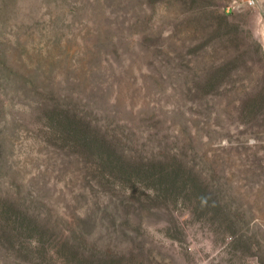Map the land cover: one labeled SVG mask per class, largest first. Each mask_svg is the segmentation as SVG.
<instances>
[{
    "label": "rangeland",
    "instance_id": "obj_1",
    "mask_svg": "<svg viewBox=\"0 0 264 264\" xmlns=\"http://www.w3.org/2000/svg\"><path fill=\"white\" fill-rule=\"evenodd\" d=\"M67 108L188 177L82 176ZM0 199L45 229L0 264H264V0H0Z\"/></svg>",
    "mask_w": 264,
    "mask_h": 264
},
{
    "label": "trees",
    "instance_id": "obj_2",
    "mask_svg": "<svg viewBox=\"0 0 264 264\" xmlns=\"http://www.w3.org/2000/svg\"><path fill=\"white\" fill-rule=\"evenodd\" d=\"M68 109V108H67ZM70 110V109H68ZM65 109L53 110L48 119V129L61 147L68 153L69 161L79 166L84 177H95L106 183L107 178H126L130 181H141L152 185V194L159 196L160 188L166 187L173 192L179 178H187L189 168L182 163L179 152L168 153L172 163L164 162L160 152L152 154L132 153L128 144H122L119 134L107 129L97 119L85 117L79 111ZM75 115H74V114ZM76 166V167H77ZM188 184L186 180L182 185ZM165 189V188H164ZM0 232L4 234L3 245L10 248L21 247L28 255L35 258L45 254V229L35 221H27L18 209H14L0 199ZM14 219V221H12ZM18 219L22 221H17ZM28 234L36 237L35 245L22 246L18 237ZM45 256V255H44Z\"/></svg>",
    "mask_w": 264,
    "mask_h": 264
},
{
    "label": "built area",
    "instance_id": "obj_3",
    "mask_svg": "<svg viewBox=\"0 0 264 264\" xmlns=\"http://www.w3.org/2000/svg\"><path fill=\"white\" fill-rule=\"evenodd\" d=\"M239 1H242V2H244V3H246L247 5H250V6H255L258 3V0H239Z\"/></svg>",
    "mask_w": 264,
    "mask_h": 264
}]
</instances>
